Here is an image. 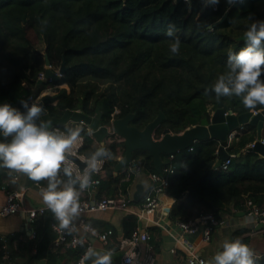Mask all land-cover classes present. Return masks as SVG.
<instances>
[{
  "label": "trees",
  "instance_id": "trees-1",
  "mask_svg": "<svg viewBox=\"0 0 264 264\" xmlns=\"http://www.w3.org/2000/svg\"><path fill=\"white\" fill-rule=\"evenodd\" d=\"M253 21H264V0H243L231 8L226 0L207 8L201 0L190 4L182 0H0V104L14 105L31 96L35 103L42 102L51 117H60L67 109L89 116L101 112V124L133 114L130 125L138 129L162 113L154 132L157 138L198 124L218 102L225 110L245 113L250 110L239 98L217 101L213 92L205 95V90L228 70L229 54L245 46V41L235 38L244 35ZM170 24L180 40L178 55L170 52L165 35ZM45 55L53 68L64 60L67 70L58 81L39 82ZM79 127L84 129L80 152L88 156L101 145H93L86 126ZM244 129L226 148L234 155L227 169L213 167L219 145L215 139L193 142L174 153L172 161H167L168 154L161 155L165 166L173 169L164 174L169 181L165 192L178 200L169 213L171 219L205 213L220 218L232 208H241L245 199L264 205V156L246 147L255 140L257 127L247 124ZM0 142H8L2 134ZM103 145L112 158L105 160L99 189L106 196L126 192L132 180H123L121 171L113 173L117 157L124 153L123 141L106 140ZM131 159L141 161L143 173L156 172L146 150L133 151ZM7 171L0 169V185L9 189ZM24 179L28 187L35 186ZM52 221L49 211L38 217L32 224L34 239L15 233L0 237V264H74L82 248L53 249ZM136 224L135 216H130L124 234L129 235ZM233 233L242 235L244 229ZM240 240L248 245L250 237L240 236ZM254 259L264 264V252Z\"/></svg>",
  "mask_w": 264,
  "mask_h": 264
},
{
  "label": "clouds",
  "instance_id": "clouds-1",
  "mask_svg": "<svg viewBox=\"0 0 264 264\" xmlns=\"http://www.w3.org/2000/svg\"><path fill=\"white\" fill-rule=\"evenodd\" d=\"M190 4L191 0H185ZM243 0H226L229 8ZM220 0H201L204 8L216 6ZM209 29L213 25L205 23ZM165 35L170 40L169 50L178 55L180 40L175 34V26L170 24ZM245 46L237 53H230L227 71L219 75L210 89L217 101L222 97H237L243 106L253 110L264 106V21H253L244 33ZM22 108L9 103L0 104V134L6 141L0 142V169H6L11 182L15 184L19 176H25L40 187V196L55 224L53 231L71 234L78 231L82 207L81 196L97 181L92 177L101 171L103 162L112 158V153L103 144L86 157H80L85 167L81 172L72 157L81 143L82 127L65 125L63 131L43 120L42 106L27 101L20 102ZM88 135H92L91 127ZM10 138V139H9ZM121 171V170H120ZM80 228L92 236L98 234L91 224H81ZM81 246L83 241L80 242ZM222 251H218L208 264H256L254 251L240 239L225 241ZM112 249L97 251L87 248L79 264H113ZM203 264V262H201Z\"/></svg>",
  "mask_w": 264,
  "mask_h": 264
},
{
  "label": "built area",
  "instance_id": "built-area-1",
  "mask_svg": "<svg viewBox=\"0 0 264 264\" xmlns=\"http://www.w3.org/2000/svg\"><path fill=\"white\" fill-rule=\"evenodd\" d=\"M175 1V0H174ZM185 1V0H182ZM176 2V1H175ZM215 9V8H214ZM52 67V66H51ZM44 72H40L38 75L39 79H42ZM30 100L33 101V97L29 96ZM252 114L258 113L260 110H250ZM214 109H209V116L213 114ZM225 115H238L237 112L232 110H224ZM112 121V120H111ZM111 121L108 124H102L107 127V135L102 142H98L94 137V143L104 144L105 141H123V138L118 136L115 131L112 129ZM79 124V126H86L82 123L69 122L64 125L69 124ZM63 125V126H64ZM60 131L64 129L62 126H53ZM87 127V126H86ZM88 129V127H87ZM244 125H240L234 130H232L227 136V144L225 148L233 141L238 139V135L244 131ZM165 134H174L172 132L161 134L158 138L152 134V139L154 141L160 140ZM254 141L247 144V148H253ZM259 142L264 145V138H260ZM84 143V138L81 135V143L75 149L76 155L80 162L82 160L80 157H86L83 153L80 152ZM192 150V148H190ZM174 154H168L167 161H172ZM233 154H229V158L222 161L220 168L227 169L230 159L233 157ZM73 160V159H72ZM74 161V160H73ZM75 165L78 166V163L74 161ZM83 163V162H82ZM105 161L103 162L101 171L98 174L93 175V181H97L98 183H94L91 188L85 191L81 196V207L82 213L77 223L78 231L73 232L71 234L61 233L60 231H54L55 237L51 241V246L53 249L60 248L61 250L71 248V249H79L82 248V251L75 261L74 264H79L80 258L83 256L84 252L87 248H94V242L98 241L102 244L104 250L112 249L113 254L115 252H119L120 255L118 257V264H154V256L152 252V243L151 235L148 228L141 226L146 221L151 220V216L157 210L159 206V199L162 192H165V189L169 185L168 178L164 175L172 173L173 169L171 165H163L162 173L158 172L148 174L149 177V185L147 188L143 189L142 201L139 204H135L130 191L127 189L126 192L115 193L112 196L103 195L99 189L101 179L105 176ZM85 167V165H84ZM84 167L80 169L82 172ZM121 173L123 174V180H131L135 175L143 173V166L139 159H132L131 163L128 166H125L121 169ZM37 186V184H36ZM40 187H46L45 184H40L37 186L38 189ZM0 190L2 191L4 198H0V216H10L16 213H25L27 224L31 226L35 222V220L44 216L47 212L45 205H39L36 207H28L24 201V191L22 190H13L8 189L6 186H0ZM107 210H125L130 212L136 217L137 224L131 231L129 235H121L114 239V231L111 228L107 229H97L94 227L87 219V215L90 213H97ZM241 213L243 217V221L239 222L236 220V216ZM56 221H52L50 223L51 228L52 225L55 224ZM81 224H91L92 227L97 229L98 234L96 236H92L90 233H85L82 228H80ZM176 224L180 228L183 234H195L197 232L202 233V239L206 242H209L211 239V234L214 228H222L224 230H233L244 228L247 229V233L250 235H264V205H258L252 202L249 199H245L241 204V208L233 209L230 213L223 214L220 218L215 217L211 213L202 214L196 218H189L187 220H177ZM53 230V229H52ZM28 236L31 239L35 238V233L31 229L28 233ZM81 241H83V245L81 246ZM141 244L144 245V249L141 248ZM188 256L186 258V264H207L206 260L203 256L196 252H192L191 247H187ZM253 250V249H252ZM190 251V252H189ZM255 257H259L260 254L255 252ZM113 264H115L113 262Z\"/></svg>",
  "mask_w": 264,
  "mask_h": 264
},
{
  "label": "water",
  "instance_id": "water-1",
  "mask_svg": "<svg viewBox=\"0 0 264 264\" xmlns=\"http://www.w3.org/2000/svg\"><path fill=\"white\" fill-rule=\"evenodd\" d=\"M175 1L179 2L181 0ZM226 16L227 12L221 17V19H219L217 23L222 22ZM235 39L237 41H244V35L238 36ZM44 60V75L42 79H39V82L47 80L58 81L67 70L64 60H62L61 64L59 65L57 72L51 68L50 61L46 55ZM21 101H27L29 105L35 103L34 101H31L29 97H27L12 105L21 112L24 111L20 104ZM35 104L43 107L42 102ZM224 110L225 109L223 108L222 103L218 102L213 114H211L208 118H203L198 124L186 128L181 133L165 134L160 140L157 141H154L151 136L164 118L162 113H159L152 121L147 123L143 129H138L130 125V121L134 116L133 114H129L121 119H113L111 121L112 129L118 136L123 138L124 146L123 156L116 164L114 173L117 174L122 168L128 166L131 163V154L133 151L146 150L153 157L155 171L161 174L162 167L165 164L161 158L162 154H174L178 151L187 149L193 142L205 141L209 139H215L219 142L217 148L218 157L213 166L215 169H218L220 168L222 161L229 158V153L223 144V142H227L228 134L238 126L247 124H253L257 127L254 147L249 148V150L258 152L264 156V145L259 142L264 122V109L260 110L256 114H252L251 111H248L236 116L229 114L225 115ZM101 114L102 113L99 112L94 116H89L83 113L81 110L67 109L64 111L62 116L51 117L45 110V114L41 117V119L51 121L52 126H63L65 123L69 122L82 123L88 128L91 127L92 137H94L98 142H102L108 131L107 127L102 125L100 122ZM72 159L78 163L80 169L84 167V163L80 162L77 157L73 156ZM142 194L143 186L141 184H137L135 186V191L132 194L133 200L135 202L140 201ZM37 263L42 264L43 261H37Z\"/></svg>",
  "mask_w": 264,
  "mask_h": 264
},
{
  "label": "crops",
  "instance_id": "crops-1",
  "mask_svg": "<svg viewBox=\"0 0 264 264\" xmlns=\"http://www.w3.org/2000/svg\"><path fill=\"white\" fill-rule=\"evenodd\" d=\"M93 145H101V143L97 144V142H95ZM121 157L122 153L119 154L117 160H120ZM117 174L114 173V175ZM131 180V184L129 187H127L131 195L135 191V186L137 184H141L143 189L147 188L149 185V177L148 174L145 173L137 174ZM9 182L10 183L8 187L14 188L13 190L24 191V201L26 206L36 207L39 205H44L36 183L35 186L28 187L24 183L25 179L22 175L19 176L15 184L11 182V178ZM0 186L7 187L5 184H1ZM0 198H4L1 190ZM177 202V199L173 198L166 192H162L159 199V206L151 216V220H148L141 225L151 229L148 231L151 235V241L154 242V246L151 244L153 246L152 252L154 256V264H186V258L188 256L187 247H191L192 252H196L203 256L206 260V263L208 264V262L212 260L213 256L218 251L223 250L222 246L225 241L240 239V236H249L250 240L248 246L253 249L252 245L250 246L252 238L255 237L258 240H262V238H264V235L255 236L248 234L245 227L241 228L242 230L244 229V233L236 237L233 235V230L227 231L222 228H214L209 242H206L202 239L201 232L190 235L183 234L176 224L177 220H173L169 217L170 211L173 209V207H175ZM233 209L234 208H232L231 211ZM130 216L132 217L134 215L125 210H107L97 213H90L87 215V219L97 229H113V238L116 239L118 236L124 235L127 229L126 224L128 223ZM236 220L239 222L243 221L241 213L236 216ZM31 229V226L27 224L25 213H16L10 216H0V237L2 238L15 233L19 234L20 238L23 239L25 236H28V233L31 231ZM141 248L144 249L143 244H141ZM94 249L97 251H104L102 244L98 241L94 242ZM253 251L257 252L255 248ZM119 255V252H115V254H113V262L115 264H118Z\"/></svg>",
  "mask_w": 264,
  "mask_h": 264
},
{
  "label": "rangeland",
  "instance_id": "rangeland-1",
  "mask_svg": "<svg viewBox=\"0 0 264 264\" xmlns=\"http://www.w3.org/2000/svg\"><path fill=\"white\" fill-rule=\"evenodd\" d=\"M38 49H40L41 50V52H43L42 51V49H43V43H40L39 45H38ZM54 71H58V69H59V67H55V68H53V67H51ZM65 85L64 84H62V85H60V87H64ZM100 89H102V87H100ZM43 91H45V90H43ZM50 91H48V93H49ZM42 93H44V92H42ZM252 245V247H253V249L255 248V250L258 252V254H262V252L264 251V238H262V240H258V239H256L255 237H253L252 238V241H251V244H250V246Z\"/></svg>",
  "mask_w": 264,
  "mask_h": 264
},
{
  "label": "bare ground",
  "instance_id": "bare-ground-1",
  "mask_svg": "<svg viewBox=\"0 0 264 264\" xmlns=\"http://www.w3.org/2000/svg\"><path fill=\"white\" fill-rule=\"evenodd\" d=\"M106 163V162H105ZM104 167H105V164H104Z\"/></svg>",
  "mask_w": 264,
  "mask_h": 264
}]
</instances>
